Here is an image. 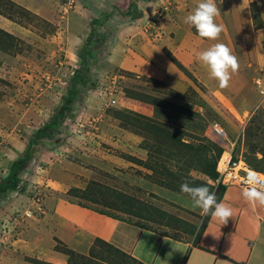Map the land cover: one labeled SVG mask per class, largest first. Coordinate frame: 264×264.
<instances>
[{
	"label": "rangeland",
	"instance_id": "obj_1",
	"mask_svg": "<svg viewBox=\"0 0 264 264\" xmlns=\"http://www.w3.org/2000/svg\"><path fill=\"white\" fill-rule=\"evenodd\" d=\"M79 1L95 9L82 14L85 32L83 25L76 31L70 19L74 7L79 10L74 0H0V146L10 150L20 146L22 152L33 132L48 121L78 66V53L91 30L89 21L104 19L96 27L101 39L86 47L92 52L85 61L93 86L81 92L55 133L31 147V158L18 176L22 192L6 191L0 200V264H65L68 256L55 250L56 241L83 257L70 256V264H135L130 254L123 257L111 251L127 254L134 227L147 225L156 233L189 237V241L203 233L207 216L190 212L200 210L193 208L189 197L159 186L157 180L175 177L190 186H196V180L199 186L209 185L217 196L215 184L202 173V162L211 163V157L220 149L227 152L230 143L235 157H243L264 176V40L260 39L264 0H215L221 12L216 22L223 25L227 38L216 42L229 47L239 63L226 89L219 88L198 59L214 41L200 38L194 27L184 23L200 0H128L127 5L121 0L120 9L102 0L93 6ZM133 1L134 15L140 13L144 21L140 25L152 45H159L155 29L177 37V46L180 41L190 43L194 65L184 67L176 60L186 80L179 75L153 82L107 67L106 58L121 39L117 28L132 22L121 14ZM39 9L43 15L34 13ZM256 42L263 47L257 49ZM162 53L172 56L163 47ZM126 93L151 99L161 113L150 120L126 113ZM214 124L222 127L226 139L213 135ZM14 152L0 164V183L21 153ZM155 166L160 173L146 168ZM238 189L227 187L230 194L223 203L233 208L245 201ZM117 194L162 211L176 213L186 207L187 217L194 221L197 216L199 225L186 226L176 217H161L141 205L136 206L142 218L124 214L117 210L124 205ZM76 209L83 221L74 228L84 234L66 235L68 228L61 221ZM94 224L99 233L91 237L88 229L94 230Z\"/></svg>",
	"mask_w": 264,
	"mask_h": 264
},
{
	"label": "crops",
	"instance_id": "obj_2",
	"mask_svg": "<svg viewBox=\"0 0 264 264\" xmlns=\"http://www.w3.org/2000/svg\"><path fill=\"white\" fill-rule=\"evenodd\" d=\"M102 1L112 2L113 5L117 4L116 6L120 9L119 4L121 0ZM74 2L78 4L79 10L76 9L77 7L75 6L74 10L70 12V19L74 21V27L77 31L80 30V26L84 23L81 18L83 12L93 13L95 9L87 6L88 4H82L79 0H74ZM85 2L90 3V5L93 6L98 0H85ZM127 2L128 0H126V5ZM136 4L138 6L139 3L137 2ZM64 6L65 4L62 8ZM34 13L38 15L44 14L41 9L35 10ZM140 22L142 23L144 21H142L141 18L137 20L135 19L132 20L130 24H124L122 27L119 26L117 28L116 33L118 32L119 35H121V39H118V41L112 46V49L106 58L107 67L122 72H129L136 76V78L140 76L139 78L144 77L158 82H165L170 76H183L182 73L166 58L164 53H162V47L169 52L175 60L180 62L182 66L187 67L188 64L190 66L194 65L193 60H196L193 58V52L189 50L190 43L186 45L183 43L185 41H180L181 44L177 46V44L175 45L177 37L175 38L174 35L169 36V34H171L169 31L166 32L161 30L159 32L155 29L153 31L156 33L154 38L155 41H158L159 45H152L148 40L149 38L147 39V31L142 25H140ZM83 26V32H85V25ZM260 39L264 40V37ZM218 40L225 42L227 38L221 33ZM215 42L216 41H214V44ZM256 45L257 46L255 47L257 49L263 47V45L259 47L257 42ZM251 58L253 61H257L254 55H252ZM183 78L185 77L183 76ZM183 80H186V78ZM179 89L180 88H178L177 91H179ZM123 100L126 104V107H124L126 111L148 118L152 116V109L149 105L128 98ZM13 149L18 153L21 152L20 146L17 149ZM14 150L0 146V164L6 159H10L11 156H15L16 154ZM1 170L2 168L0 167V171ZM2 173L3 172H0V176ZM226 189L227 187H225L220 201L218 202H223L225 199L229 198L230 191H227ZM243 192L244 191L241 190L242 195ZM187 202L189 206L190 203L189 201ZM235 204L236 205L232 208L234 216L227 222V224H218L216 222L217 220L207 216L202 229L203 233L198 237L193 236L192 238L191 236V241L188 240L189 237H169L168 235L156 233V231L148 229L147 225L145 226V229L134 227V231L136 232L133 239L134 242L128 249H126V252L127 254H130L132 258H136L140 264H264V207L259 205L253 206L246 200L241 203L236 202ZM56 205H58V203ZM183 208L186 207L181 206V208L176 210V213L169 209L167 211H160L167 214L170 219L176 217L174 218L176 221L185 224L186 226H196L199 218L202 217L201 211L196 213L195 210L190 211ZM78 210L79 209L67 212L64 216L66 219L64 218V221H61L63 222L62 225H65L66 228H68L66 235H69V233L70 235L84 234L80 231L78 233L74 228L83 221L80 220V216L82 215H80L81 213ZM187 211L195 213L199 218L196 216L194 221H192L187 217V214L190 213H187ZM98 221L100 222V220ZM96 222L97 220L95 223ZM186 222H188L189 225H187ZM212 224L214 232L210 233L212 230ZM94 227V230L87 228L90 232L89 236L91 237L99 233V230H96L98 226L94 224ZM85 233L88 234L87 232ZM107 238L108 237H104L103 239L108 241L109 239ZM69 239L73 238L70 237ZM143 240H145L146 243H143ZM69 241L70 240H68V244Z\"/></svg>",
	"mask_w": 264,
	"mask_h": 264
},
{
	"label": "trees",
	"instance_id": "obj_3",
	"mask_svg": "<svg viewBox=\"0 0 264 264\" xmlns=\"http://www.w3.org/2000/svg\"><path fill=\"white\" fill-rule=\"evenodd\" d=\"M137 1V0H135ZM141 1H145V2H150L151 0H141ZM135 13H137V9H136V5L135 2H130L128 4V7L126 9V11L124 13H122V16H126V17H131L132 20H137L140 17V13H138V15H134ZM109 15V14H108ZM107 16V15H105ZM108 17V16H107ZM102 20L104 19H91L89 21V25L91 27L90 32L88 33V35L86 36V43L82 46L81 51L78 53V66L76 69H74L71 73V76L68 78L67 80V86L65 88V92L64 95L61 96L60 98V104L58 105L57 108H55L52 112V114L50 115L48 121L41 127H39L38 129H36L33 134L29 137L26 147L25 149L19 153V155L17 156V159L13 160L12 163L10 164L7 174L5 175L4 178H2L1 183H0V200H2L3 195L6 191H10V192H17V193H21L22 189L18 186L19 184V179L18 176L19 174L23 171L26 163L30 160L31 158V147L36 145L38 143V141H40L43 138H49L51 136L52 133H55L57 131L58 126H60V124L63 122L64 118L66 116H68L72 110H73V104L76 102V100H78V96H80L81 92L86 88V86H93L92 83V79L89 77L88 75V65L86 64L85 61V57L89 56L92 54V52L90 50H87L86 47L97 44L98 41L101 39V35L97 34V29L99 26L102 25ZM4 34V33H3ZM166 57L169 59V61L179 70L181 71L184 75H186L184 69L181 67V65L170 55H168V53H165ZM127 76H134L133 74L129 73V72H124ZM144 78V77H141ZM147 79V78H146ZM153 82H156L155 80H151V79H147ZM127 94V93H126ZM131 94H127L125 97L131 100H135L147 105H150L152 108V117H154L155 115H159L161 112L158 111L156 109L157 105L155 102H152V100L150 99H146L144 97L139 98L135 95ZM126 113L130 114V115H135L136 117H139L141 119H147L150 120V118L148 117H144L142 115L139 114H134L130 111H126ZM223 151V149H220L219 151H217L216 155H214L213 157H211V163H209L208 159H205V162H202V167L203 169V174L207 177L208 180L214 182V180L217 177V174L215 173V162L216 159L218 158V156L221 154V152ZM232 158H235V155L232 153ZM243 159V157H242ZM244 160V159H243ZM204 161V160H203ZM244 162L246 163V161L244 160ZM246 165L249 167V165L246 163ZM148 170H154L156 171V173H160L156 166L153 167H146ZM251 168V167H250ZM256 171V170H255ZM258 173H261L259 171H256ZM167 179L164 181L163 179H159L157 180V184H159V186H163L164 188L168 189L169 191L172 192H179L178 189L180 188L181 183H183L182 180L173 177L170 178L169 176L166 177ZM192 180V179H191ZM190 180V181H191ZM189 183V182H188ZM193 183L196 186H199L198 182L195 180L193 181ZM208 186L210 189L211 187L209 185H207L206 183L201 184V186ZM179 186V187H178ZM216 189L218 190V195H217V201H219V199L221 198V195L225 189L224 186L222 185H217ZM220 193V194H219ZM182 195H185L186 197H188L186 194L181 193ZM118 197H116V199H119L120 202H122L124 205L121 207L118 205L117 210H119L120 212L127 214V215H131L134 216L136 218H142L140 216V206H136V205H141L142 207H146L147 211L150 210L152 212H156L158 213V215H160L161 217L167 216L164 212L160 211L159 209L152 207L150 205H146L144 203H142L141 201H138L137 199H134L128 195H124V194H117ZM169 217V216H168ZM203 224V223H202ZM138 227V226H136ZM138 228H142V225H140V227ZM145 229V228H143ZM196 237H198V234L195 235ZM98 240V239H96ZM101 241V240H98ZM57 242V247H56V251L62 253L63 255L68 256L67 257V262L65 264H70V256H75V257H82L80 255L77 256V254H74L72 250L67 249L66 247H64V245L60 242V241H56ZM103 244H105V246H108V243H105L102 241ZM109 247V246H108ZM113 252L114 255H120L125 257L126 255L129 256V254L123 253V252H118V250H111ZM83 258V257H82ZM34 264H46V263H38L37 261H33ZM48 264V263H47ZM79 264V263H78ZM135 264H139V262L135 261Z\"/></svg>",
	"mask_w": 264,
	"mask_h": 264
},
{
	"label": "clouds",
	"instance_id": "obj_4",
	"mask_svg": "<svg viewBox=\"0 0 264 264\" xmlns=\"http://www.w3.org/2000/svg\"><path fill=\"white\" fill-rule=\"evenodd\" d=\"M220 9L215 0H200L194 10L188 14L184 23L195 28L200 38L217 41L223 32V25L216 22ZM198 59L208 69L210 78L218 82L221 89L229 86L233 74L239 69L237 57L224 43H215L210 48L198 54ZM264 188V184L261 185ZM180 192L186 194L192 201L194 209H199L201 215L210 216L222 225L227 224L232 217V208L217 201L216 193L208 186H190L185 181L180 185ZM243 196L253 206L264 207V191L256 187L246 189Z\"/></svg>",
	"mask_w": 264,
	"mask_h": 264
},
{
	"label": "built area",
	"instance_id": "obj_5",
	"mask_svg": "<svg viewBox=\"0 0 264 264\" xmlns=\"http://www.w3.org/2000/svg\"><path fill=\"white\" fill-rule=\"evenodd\" d=\"M213 135L220 139H226L223 129L220 125L214 124L211 126ZM230 149L222 151L215 162V173L217 174L214 180L215 186L222 185L224 187H236L243 191L256 187L264 191L261 187L264 184V176L246 165L242 157L237 156L232 158V144H229Z\"/></svg>",
	"mask_w": 264,
	"mask_h": 264
}]
</instances>
